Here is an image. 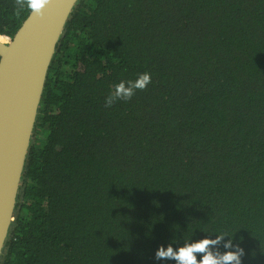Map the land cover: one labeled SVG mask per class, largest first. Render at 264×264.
<instances>
[{
    "label": "trees",
    "instance_id": "1",
    "mask_svg": "<svg viewBox=\"0 0 264 264\" xmlns=\"http://www.w3.org/2000/svg\"><path fill=\"white\" fill-rule=\"evenodd\" d=\"M28 13L0 0V43ZM11 215L0 264H175L220 231L264 264V0H77Z\"/></svg>",
    "mask_w": 264,
    "mask_h": 264
},
{
    "label": "water",
    "instance_id": "2",
    "mask_svg": "<svg viewBox=\"0 0 264 264\" xmlns=\"http://www.w3.org/2000/svg\"><path fill=\"white\" fill-rule=\"evenodd\" d=\"M77 0H50L30 11L0 43V249L12 219L25 156L56 43Z\"/></svg>",
    "mask_w": 264,
    "mask_h": 264
},
{
    "label": "clouds",
    "instance_id": "3",
    "mask_svg": "<svg viewBox=\"0 0 264 264\" xmlns=\"http://www.w3.org/2000/svg\"><path fill=\"white\" fill-rule=\"evenodd\" d=\"M49 3L50 0H14V7L18 11L26 8L32 14L42 17ZM151 79V74L145 72L139 74L135 80L119 82L114 91L106 97L105 106L111 107L117 100H130L138 90H145L151 83ZM215 234L214 238L206 235L197 240H185L182 244L175 242L177 247H174L173 243H169L167 247L160 245L154 259L156 261L171 260L175 264H242L245 250L239 242H234V234L226 231ZM221 246L224 251L220 250ZM3 254L4 250L0 249V255Z\"/></svg>",
    "mask_w": 264,
    "mask_h": 264
}]
</instances>
